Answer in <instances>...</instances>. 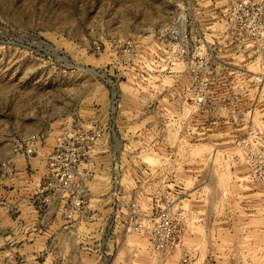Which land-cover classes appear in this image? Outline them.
I'll return each mask as SVG.
<instances>
[{"label":"rangeland","instance_id":"rangeland-1","mask_svg":"<svg viewBox=\"0 0 264 264\" xmlns=\"http://www.w3.org/2000/svg\"><path fill=\"white\" fill-rule=\"evenodd\" d=\"M232 2L0 0V264H264L241 145L264 125V41L230 32ZM81 130L100 137L70 218L45 186ZM182 210L161 253L155 222Z\"/></svg>","mask_w":264,"mask_h":264},{"label":"built area","instance_id":"built-area-1","mask_svg":"<svg viewBox=\"0 0 264 264\" xmlns=\"http://www.w3.org/2000/svg\"><path fill=\"white\" fill-rule=\"evenodd\" d=\"M230 32L240 40H250L259 44L264 41V4L258 0H233L229 7ZM183 23L170 30L179 43H185L188 34ZM186 48L182 51L185 52ZM255 78L264 83V65ZM208 83V80L203 82ZM204 96L198 101L204 102ZM100 134L95 131H78L66 142H62L50 160L49 176L45 190L54 192L62 200L65 213L72 218L80 214L88 203V185L81 175L82 163L95 152ZM245 153V163L250 170L252 180L264 186V125L251 128L241 139ZM190 219L188 211H170L155 222L151 243L161 253H170L176 238Z\"/></svg>","mask_w":264,"mask_h":264}]
</instances>
